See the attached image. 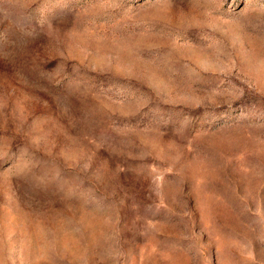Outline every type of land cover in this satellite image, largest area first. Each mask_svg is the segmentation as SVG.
<instances>
[{"label":"rangeland","instance_id":"374dc122","mask_svg":"<svg viewBox=\"0 0 264 264\" xmlns=\"http://www.w3.org/2000/svg\"><path fill=\"white\" fill-rule=\"evenodd\" d=\"M0 264H264V0H0Z\"/></svg>","mask_w":264,"mask_h":264}]
</instances>
